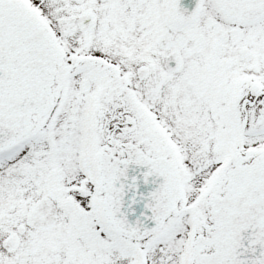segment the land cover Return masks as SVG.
Listing matches in <instances>:
<instances>
[{"label": "snow or ice", "instance_id": "snow-or-ice-1", "mask_svg": "<svg viewBox=\"0 0 264 264\" xmlns=\"http://www.w3.org/2000/svg\"><path fill=\"white\" fill-rule=\"evenodd\" d=\"M0 264H264V0H0Z\"/></svg>", "mask_w": 264, "mask_h": 264}]
</instances>
